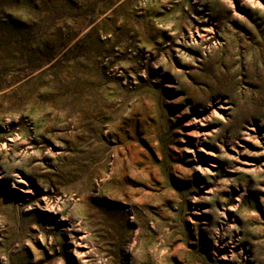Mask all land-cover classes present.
<instances>
[{"label": "rangeland", "instance_id": "374dc122", "mask_svg": "<svg viewBox=\"0 0 264 264\" xmlns=\"http://www.w3.org/2000/svg\"><path fill=\"white\" fill-rule=\"evenodd\" d=\"M0 264H264V0H0Z\"/></svg>", "mask_w": 264, "mask_h": 264}]
</instances>
